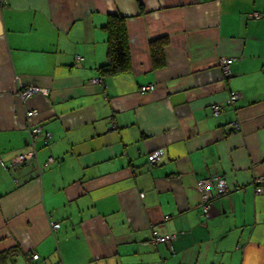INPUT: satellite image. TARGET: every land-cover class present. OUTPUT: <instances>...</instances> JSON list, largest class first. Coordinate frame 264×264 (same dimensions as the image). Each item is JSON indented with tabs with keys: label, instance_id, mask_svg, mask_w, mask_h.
<instances>
[{
	"label": "crops",
	"instance_id": "1",
	"mask_svg": "<svg viewBox=\"0 0 264 264\" xmlns=\"http://www.w3.org/2000/svg\"><path fill=\"white\" fill-rule=\"evenodd\" d=\"M109 12L125 15L130 67L101 74ZM30 84L42 90L19 97ZM232 90L241 97L227 104ZM31 122L51 137L14 163ZM257 173L264 0H0V264H264ZM213 174L239 186L205 215L196 181ZM152 228L170 244L151 243Z\"/></svg>",
	"mask_w": 264,
	"mask_h": 264
},
{
	"label": "built area",
	"instance_id": "2",
	"mask_svg": "<svg viewBox=\"0 0 264 264\" xmlns=\"http://www.w3.org/2000/svg\"><path fill=\"white\" fill-rule=\"evenodd\" d=\"M4 1V0H1ZM250 16H258L259 13L253 11L249 13ZM77 59H82V56L77 55ZM232 57L221 56L219 58V66L223 75L228 76L231 73V62ZM92 82H100L103 83V80L100 76H96L91 78ZM155 84L153 82H148L146 84L140 85V90H148L154 88ZM42 90L39 85L30 84L25 87L18 89V95L22 99H26L27 97L38 93ZM241 97V94L238 91L232 90L228 93L226 103L230 104L235 102L238 98ZM210 109L213 115L219 114L223 109V103L215 102L210 105ZM38 110L36 108H29L26 110V117L29 118L35 114H37ZM233 125L235 127L238 126L237 121H233ZM29 131V145L27 150L20 152L15 156L14 163H19L26 161L28 159H33L36 153V143L38 140H42L44 143H47L51 137V133L48 130L43 129L41 123H29L28 124ZM163 153V149L161 147H157L147 154V159L149 162H155L160 155ZM48 161H52V157H48ZM252 183L254 184L255 192L259 193L262 191V184L264 183V174H254L252 176ZM232 186L238 187V184L232 185L225 175L221 174H213L205 177L198 178L196 181V188L199 191L200 197V205L202 208V213L207 215L210 209V202L212 199L219 197L227 193ZM51 229L55 230L59 226V221L51 219L50 220ZM151 238L150 242L157 244L161 242H166L170 244V241L174 237V234H162L159 233L155 228L151 230ZM31 259H35L38 257L37 252H32L30 254ZM55 264H61V260L58 259Z\"/></svg>",
	"mask_w": 264,
	"mask_h": 264
},
{
	"label": "trees",
	"instance_id": "3",
	"mask_svg": "<svg viewBox=\"0 0 264 264\" xmlns=\"http://www.w3.org/2000/svg\"><path fill=\"white\" fill-rule=\"evenodd\" d=\"M125 15L119 12H109L103 24L106 31L107 54L104 63L98 69L101 74H111L130 67L129 45ZM163 39L151 42V59L155 67L164 63Z\"/></svg>",
	"mask_w": 264,
	"mask_h": 264
}]
</instances>
